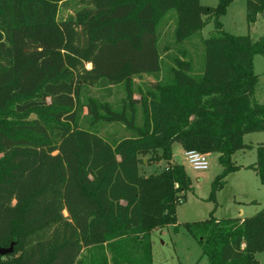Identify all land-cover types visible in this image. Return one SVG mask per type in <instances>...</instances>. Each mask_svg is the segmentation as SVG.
Here are the masks:
<instances>
[{
    "label": "trees",
    "instance_id": "trees-1",
    "mask_svg": "<svg viewBox=\"0 0 264 264\" xmlns=\"http://www.w3.org/2000/svg\"><path fill=\"white\" fill-rule=\"evenodd\" d=\"M234 1L0 0V248L14 246L0 264H154L153 232L178 231L192 190L176 142L218 154L213 195L224 187L244 137L264 133V35L224 29ZM246 6L251 27L264 0ZM148 155L166 168L142 174ZM252 168L264 185V143ZM182 226L209 264H259L264 252V208Z\"/></svg>",
    "mask_w": 264,
    "mask_h": 264
},
{
    "label": "rangeland",
    "instance_id": "rangeland-1",
    "mask_svg": "<svg viewBox=\"0 0 264 264\" xmlns=\"http://www.w3.org/2000/svg\"><path fill=\"white\" fill-rule=\"evenodd\" d=\"M219 0H201L202 5L215 7ZM224 29L233 35H250L254 40L260 39L264 35V17L254 26H249L247 22L246 0H236L226 16L221 18ZM169 32L165 34L163 43L167 44L171 40ZM215 32L214 23L208 24L202 31L204 39L209 38ZM201 51V49H200ZM199 51V52H200ZM91 67V66H88ZM255 73L259 77L256 89V99L264 104V56L257 55L254 58ZM163 79L165 76L163 75ZM136 84H147L155 82L152 77L136 79ZM113 96L107 98L108 101L116 103L124 96L118 88H113ZM91 94L99 97L105 93L93 89ZM138 97V96H137ZM36 118L35 115L31 119ZM108 132L118 130L119 136L126 133L119 127H106ZM264 141V133H252L244 137L246 144L257 145V142ZM249 146V145H248ZM150 157L144 156V163L140 166L141 173L148 176L163 171L167 163L145 161ZM172 159L174 163L183 165L192 182V190L188 192L187 201L177 208V217L180 227L178 231L174 226H168L157 230L152 235L153 260L154 264H209L206 257L201 259L202 249L195 239H193L182 226L185 223L204 221L211 217L216 219L229 218H249L256 215L264 208V185L255 170L252 168L257 161V149L241 150L233 156V160L240 167L238 171L230 173L225 178V185L213 195V183L218 176L223 174V166L219 162V155L209 154L210 167L206 171H195L187 162L185 149L181 143L176 142L172 146ZM259 264H264V252L256 254Z\"/></svg>",
    "mask_w": 264,
    "mask_h": 264
},
{
    "label": "built area",
    "instance_id": "built-area-1",
    "mask_svg": "<svg viewBox=\"0 0 264 264\" xmlns=\"http://www.w3.org/2000/svg\"><path fill=\"white\" fill-rule=\"evenodd\" d=\"M185 157L189 165L195 170V171H206L210 167V163L208 160V154L196 151V150H190L185 152Z\"/></svg>",
    "mask_w": 264,
    "mask_h": 264
},
{
    "label": "crops",
    "instance_id": "crops-1",
    "mask_svg": "<svg viewBox=\"0 0 264 264\" xmlns=\"http://www.w3.org/2000/svg\"><path fill=\"white\" fill-rule=\"evenodd\" d=\"M200 1H201V0H200ZM235 2H236V0H235L233 3H235ZM233 3H232V4H233ZM232 4H231V5H232ZM231 5H230V6H231ZM229 8H230V7H229ZM229 8H228V9H229ZM246 10H247V6H246ZM227 13H228V12H227ZM226 15H227V14H226ZM226 15H225V16H226ZM223 17H224V16H223ZM263 17H264V15H263V16H260L259 19H258V21H259L261 18H263ZM258 21H257V22H258ZM259 103H260V102H259ZM261 104H262V103H261ZM263 143H264V141H260V142H257V143H256L257 145H254L253 142H252V144H247V145H249V146L251 147V149H258V147H259L261 144H263ZM185 152H186V151H185ZM145 163H147V160L145 161ZM254 164H255V163H254ZM254 164H253V165H250V166H254ZM241 219L243 220V219H245V218H241ZM154 232H155V231H154ZM154 232H153V233H154ZM152 235H153V234H152ZM153 261H154V260H153Z\"/></svg>",
    "mask_w": 264,
    "mask_h": 264
},
{
    "label": "water",
    "instance_id": "water-1",
    "mask_svg": "<svg viewBox=\"0 0 264 264\" xmlns=\"http://www.w3.org/2000/svg\"><path fill=\"white\" fill-rule=\"evenodd\" d=\"M13 247L14 246L12 245L10 248H0V255L1 256H6V255L12 253L13 252Z\"/></svg>",
    "mask_w": 264,
    "mask_h": 264
}]
</instances>
